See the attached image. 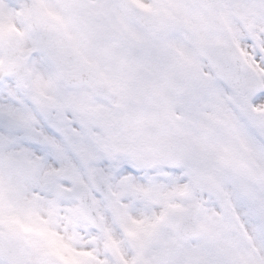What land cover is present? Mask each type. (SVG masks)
<instances>
[{
  "label": "snow or ice",
  "instance_id": "snow-or-ice-1",
  "mask_svg": "<svg viewBox=\"0 0 264 264\" xmlns=\"http://www.w3.org/2000/svg\"><path fill=\"white\" fill-rule=\"evenodd\" d=\"M0 264H264V0H0Z\"/></svg>",
  "mask_w": 264,
  "mask_h": 264
}]
</instances>
